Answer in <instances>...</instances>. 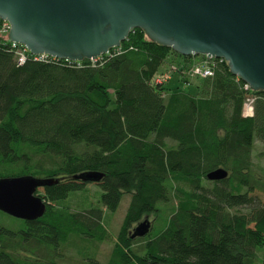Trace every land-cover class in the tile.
Masks as SVG:
<instances>
[{"label":"trees","instance_id":"16d2710c","mask_svg":"<svg viewBox=\"0 0 264 264\" xmlns=\"http://www.w3.org/2000/svg\"><path fill=\"white\" fill-rule=\"evenodd\" d=\"M171 54L172 85V75L162 78ZM195 56L135 28L93 62L18 64L0 36V177L56 180L37 192L40 217L0 224V264H99L70 251L75 237L111 243L103 264H264V167L253 161L264 146V92L245 89L218 58L211 76L192 75ZM248 97L253 113L244 116ZM218 168L227 176L209 180ZM85 172L102 177L74 178ZM91 183L96 202L61 206ZM125 196L112 235L105 212ZM144 219L147 233L132 236Z\"/></svg>","mask_w":264,"mask_h":264},{"label":"water","instance_id":"95a60500","mask_svg":"<svg viewBox=\"0 0 264 264\" xmlns=\"http://www.w3.org/2000/svg\"><path fill=\"white\" fill-rule=\"evenodd\" d=\"M0 20L10 26V42L68 61L98 57L139 28L178 54L223 59L251 91L264 92V0H0ZM226 176L222 168L206 175ZM54 182L30 174L0 177V211L23 220L40 217L46 204L37 190ZM149 223L140 222L132 236L145 235Z\"/></svg>","mask_w":264,"mask_h":264},{"label":"rangeland","instance_id":"374dc122","mask_svg":"<svg viewBox=\"0 0 264 264\" xmlns=\"http://www.w3.org/2000/svg\"><path fill=\"white\" fill-rule=\"evenodd\" d=\"M3 35L6 38V35ZM175 60L176 57L172 54L167 57V61H165V63L163 64L162 71H165L168 75L171 76L173 68L171 67L170 63H174ZM192 62L193 66L195 64L200 65L206 63V59L204 56H195L193 57ZM175 79L176 76L173 74L172 78L169 81V84H174ZM253 161L256 165L264 167V146L256 144V146L254 147ZM37 192H42V188H39ZM100 192L101 189L95 183L88 184L85 191L71 193L66 200L62 201L61 206H68L71 210H79L82 205H88L90 203L96 202L99 198ZM128 201L129 196H125L122 198L116 211L105 212L106 214L103 220V225L110 231L112 235L116 234L122 223ZM0 224L8 226L10 229H17L22 225V221L18 218H14L10 215L0 212ZM69 247L70 251H72L73 253L74 250L77 251V253H88L93 258H97L99 260V264H103L105 257L108 256L111 250L112 244L109 242H92L75 237L69 243Z\"/></svg>","mask_w":264,"mask_h":264},{"label":"built area","instance_id":"2783aa9c","mask_svg":"<svg viewBox=\"0 0 264 264\" xmlns=\"http://www.w3.org/2000/svg\"><path fill=\"white\" fill-rule=\"evenodd\" d=\"M9 24L7 21H2L0 22V36L5 38L3 34L6 35V41L10 44V46L12 47V49L14 50V57H15V61L18 64H22L24 63L27 59L32 58L33 60H46L47 58H49L50 56L46 55V54H32L25 46H23L20 43H16V42H10L8 40V32H9ZM2 32V33H1ZM2 34V35H1ZM107 53V52H106ZM95 57V58H90L88 60L90 61H95V59L99 58ZM206 59V63L204 64H200V65H194L192 68V75H196V76H200V77H208L211 76L213 73L212 70V61L214 59V57H206L204 56ZM53 58V57H51ZM221 61H224L221 58H218ZM225 62V61H224ZM163 79H168L169 75L168 74H164L162 75ZM161 79V80H163ZM244 88L247 90H250L249 86L247 84L244 85ZM251 91V90H250ZM252 102H253V98L252 97H248L246 98L244 105H243V114L244 116H251L253 113V107H252Z\"/></svg>","mask_w":264,"mask_h":264}]
</instances>
